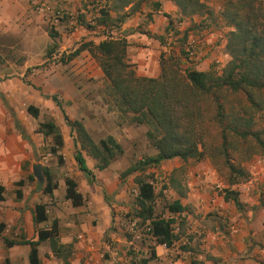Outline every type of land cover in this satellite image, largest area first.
<instances>
[{
	"label": "crops",
	"instance_id": "0c3cea01",
	"mask_svg": "<svg viewBox=\"0 0 264 264\" xmlns=\"http://www.w3.org/2000/svg\"><path fill=\"white\" fill-rule=\"evenodd\" d=\"M64 1L66 5L71 4V0ZM152 1L158 5V9L148 10L151 20L146 24L144 32L136 33L135 37L130 29L136 20L141 19L138 17L124 21L118 31L130 53L127 63L133 65L138 77L158 76L161 47L159 41L148 36H154L153 33L163 34L162 27L166 26L167 21L165 16L169 18L172 12L175 13V7L168 0ZM27 13H33L28 0H0V28L15 22L20 25L19 34L28 37L31 32H36V29H32L36 26L34 20H39L36 17L30 18ZM83 55L80 54L78 59ZM81 61L79 72L92 70L102 79L100 70L89 57H83ZM14 80L2 81L0 77V186L4 189L3 200L0 201V225H3L0 233V264H28L29 246L19 244L6 247L3 239L15 243L33 241L36 239V231L47 229L52 221L56 223L60 244L70 245L69 264H130L148 258L151 248L155 257L146 264H264V188L260 184L261 189H256V181L264 177V165L259 164L261 169L258 167V171L252 172L256 176L237 188L239 194L236 198L241 206L239 209H236L232 201L223 200L224 190H220V184L213 186L214 191L209 190L212 180L200 164L194 167L192 171L196 174L187 182H183L182 176L177 175L178 170L171 169L168 176L174 174L179 177L183 193L179 203L186 211L180 215L168 214L163 206L158 211L156 207L161 201L157 199L155 210L157 213L163 211L162 217L173 218L172 233L178 239L169 248L154 245L152 239L142 244L141 238L127 231L126 222V216L132 209V194L137 192L133 178L138 174L130 175L131 179L125 177L126 180H119L118 175L124 168L117 173H109L110 164L102 171H94V166L85 163L93 176V181L88 182L78 171L73 159L75 148L72 134L63 133L50 119L47 121H51L59 130L62 146L55 155L43 150L45 141L50 138L44 139L36 132L38 124L43 121L38 124L33 121L41 115L40 103L53 104V110L55 105L46 99L42 101L39 92L29 94L28 87L23 86L20 80L19 83ZM24 103L27 105L24 106ZM27 106L38 110L36 119L26 113ZM80 118L74 117L76 120ZM96 125L101 131L99 120ZM85 130L89 132L87 127ZM154 154L152 151L148 157ZM57 157H60L59 162ZM34 164L40 165L41 172L45 169L51 176L55 189L50 196L42 193L44 177L42 183L33 178L31 168ZM162 166L163 162L152 171ZM66 179L75 183V191L82 198L81 206L73 207L64 199ZM18 182L21 184L17 185ZM16 192L19 196H16ZM161 196L165 203L175 200L177 193L169 188L162 191ZM37 204L45 206L46 222L33 225L32 210ZM126 233L130 239H127ZM79 234L83 235V240L77 239ZM36 250L39 264H61L50 253L47 243H40ZM130 251H135V254Z\"/></svg>",
	"mask_w": 264,
	"mask_h": 264
},
{
	"label": "trees",
	"instance_id": "16d2710c",
	"mask_svg": "<svg viewBox=\"0 0 264 264\" xmlns=\"http://www.w3.org/2000/svg\"><path fill=\"white\" fill-rule=\"evenodd\" d=\"M146 0H106L108 10L100 14L97 26L107 29L108 26L118 27L133 13L138 12L141 3ZM176 9L177 22L190 20L193 16H201L207 13V9L201 0H168ZM222 10L219 13L224 25L228 28L225 33L224 52L228 55V62L220 74L208 71H196L193 69L180 70L175 62L162 53L158 56L159 73L156 78L138 77L135 75L133 65L125 60L127 43L123 38H114L105 35L102 40L94 44L87 42L75 49L68 57L71 60L82 51L95 60L104 81L103 95L109 109L115 110L121 116H127L128 122L134 125H144L150 128L146 130L145 137L149 146L155 152L151 157H145L130 164L119 175V180L134 173L133 183L137 189V195L133 198L132 209L126 216V222L135 219L139 224L145 222L150 227V233L141 237L142 244L153 240L154 245L169 248L177 235L172 233L173 218L162 217L163 211L155 210L156 193L149 184L151 176L144 174L146 169L158 168L164 161L178 159L185 163L188 160L199 161L202 152L198 150L200 145L195 120L196 103L200 98H208L215 107V120L222 127V152L226 147V138L223 132H231L233 136L245 141L252 139L264 151V142L257 131H252L253 117L247 119L226 115L219 102L221 92L242 93L244 99L254 111L262 110L263 104L258 100L264 93V0H223ZM156 11L158 5L153 3ZM128 7L127 12H122ZM110 12L116 14L111 18ZM168 19L167 16H165ZM50 40L58 35L51 30L46 32ZM157 41H162L159 36H148ZM1 63V57H0ZM51 101L59 110L65 126L73 136L75 148L73 159L77 169L88 180L93 181L90 170L85 165L83 155L95 161L94 169L104 170L110 162L122 154L119 144L110 136L94 143L82 123L70 120L62 110L60 103L54 96ZM26 113L36 119L38 110L32 106L26 107ZM231 125V126H230ZM236 125H239L236 127ZM36 132L44 139L50 138L51 146L48 152L55 155L62 146V138L58 128L51 121L39 123ZM58 162L60 157H57ZM228 170L227 183L229 186L238 183L244 178L242 169L224 161ZM44 183L42 193L51 195L55 184L45 169L42 170ZM177 175L168 176L165 184L161 186L160 193L172 188L177 193V198L166 201L163 209L168 214H178L186 211L181 206L179 199L183 197L181 184ZM30 180H33L29 176ZM18 182L17 185H20ZM64 199L73 207L82 205L81 196L76 193V185L73 181H64ZM3 187L0 186V201L3 200ZM16 196L19 193L16 192ZM224 201H232L236 209L240 208L236 194L224 190ZM45 206L37 204L32 210L33 225L46 222ZM3 225H0V233ZM127 239L130 235L126 233ZM47 243L50 253L61 261V264H69L71 254L70 245H62L59 242L56 223L52 221L47 229L36 231V239L26 242H12L3 239L6 247L25 244L29 246L27 256L28 264H39L36 247L40 243ZM154 251L151 248L148 258L136 260V264H146L154 259ZM130 263V264H134Z\"/></svg>",
	"mask_w": 264,
	"mask_h": 264
},
{
	"label": "rangeland",
	"instance_id": "374dc122",
	"mask_svg": "<svg viewBox=\"0 0 264 264\" xmlns=\"http://www.w3.org/2000/svg\"><path fill=\"white\" fill-rule=\"evenodd\" d=\"M201 2L205 5L207 13L201 16H193L190 20L177 22L178 17L175 9V13L172 14V12L167 19L166 26L162 27L163 34L153 33L152 35L161 38L162 41L158 42L161 47L160 52L165 57L170 56L180 70L211 71L218 75L229 60L228 55L224 52L225 33L228 28L219 15L224 1L201 0ZM70 3L66 5L64 0L49 1L53 11L71 13V17L66 16L55 26L50 25L46 14L27 13L30 18L36 17L39 20H34L36 26L32 29H36V32L32 33L30 31L28 37L19 34L21 28L15 22L0 28V77L2 81L15 79L14 82L18 81L19 83L20 80L23 86L29 88V94L39 92L42 101L46 99L51 103L49 97L54 96L57 98L68 119L76 120L74 117H81L77 121H80L84 128L87 127L89 131L87 133L94 143L108 136L114 140L117 139L115 141L121 147L123 155L121 154L113 159L109 167V173H117L116 171L125 169L127 164L134 163L151 154L153 150L145 137L146 130H150V128L144 125L131 124L128 122L127 116H121L115 110L107 107L103 95L105 83L104 81L100 82L103 78L100 79L92 70L87 72L78 71L79 61L86 56L97 66L95 60L86 51L80 53L85 54L80 60L78 59L80 54L71 60H67V57L82 44L87 42L96 44L106 34L114 38H122L118 33L122 23L118 27L111 25L107 29H103V27L97 26L98 19L101 18L99 15L94 20L93 25H88L78 16V3L75 0H71ZM152 4V0H146L140 4L138 12L133 13L124 20L141 18L136 20L130 27L134 36L136 33L144 32L146 24L151 20V13L148 10L156 11ZM107 10L108 4L106 2ZM127 10L128 7L124 8L122 12H127ZM110 16L114 19L116 14L110 12ZM49 30L56 33L57 30H60V33H57L58 36L54 40H50L46 34ZM188 42L195 44L193 49L196 56L193 60H188L185 55L184 48ZM128 56H130V53L126 50V61ZM81 62L83 63V61ZM22 67H25V69H21ZM42 91H44L43 95ZM258 100H261L263 108L254 111L246 102L242 93L224 91L220 93L219 98L223 113L226 115L245 119L250 116L253 117L252 131H257L260 139L264 142V93L259 96ZM85 102L88 104L85 105ZM26 105L24 103V106ZM52 106L53 104L50 106L48 103L43 105L40 103L41 115L33 122L38 124L39 121L44 122L50 119L61 128L63 133L68 134L69 129L63 123L61 114L55 106L53 110ZM34 107L37 106L34 104ZM196 108L194 123L197 132L194 133L200 139L198 150L202 152V159L199 161L188 160L185 163L178 159H172L163 162V168L161 169L152 171V168H149L144 172L146 176H151L150 179L156 186V199L161 201L156 207L158 211L161 210L164 204L160 189L165 184L168 172L171 169L178 170L177 175H181L183 182H187L196 174L192 171L194 167L200 164L204 167L206 175L212 180L210 191H214L213 186L220 184L221 187L223 186L222 188L219 186L220 190H227L237 196L239 194L236 191L237 188L256 176H253L252 172L258 171L259 164L264 165V151L259 145L252 139L241 141L233 136L231 132H223L226 138V147L224 148V155H221L222 127L226 123L223 122L222 125L217 123L215 120V107L210 99L200 98L196 103ZM97 120L101 124V131L100 127L96 125ZM238 126L236 125V127ZM50 146L51 141L47 139L43 150H48ZM83 158L88 166H94L95 161L90 157L83 155ZM226 159L229 164L242 169L245 173L244 178L231 186L227 183L228 170L224 163ZM259 168L261 169V167ZM93 170L97 171L96 169ZM154 174L157 176L156 180H153ZM126 178L131 179V176ZM263 178L256 181L258 191L261 189L260 184L264 188ZM231 187L233 189H230ZM250 243L253 242L250 241ZM130 253L135 254V251H130Z\"/></svg>",
	"mask_w": 264,
	"mask_h": 264
},
{
	"label": "built area",
	"instance_id": "2783aa9c",
	"mask_svg": "<svg viewBox=\"0 0 264 264\" xmlns=\"http://www.w3.org/2000/svg\"><path fill=\"white\" fill-rule=\"evenodd\" d=\"M50 0H28L30 9L37 14H46L48 16V22L50 25L55 26L59 24L66 16L71 17V13L62 12V11H53L49 4ZM79 6L78 16L83 19V21L88 25H93L94 20L106 10V0H75ZM193 42H188L186 44L184 51L188 60H193L196 56L194 51ZM157 176L154 175L153 180H156ZM248 183V182H247ZM153 191H156V186L153 181H150ZM134 197L137 195V192H133ZM46 213V210H44ZM127 231L135 235L136 238H141L145 234L150 233V227L147 222L139 224L137 220L131 219L127 222ZM78 240H83V235H77ZM136 264V263H134ZM166 264H172L168 262Z\"/></svg>",
	"mask_w": 264,
	"mask_h": 264
},
{
	"label": "water",
	"instance_id": "95a60500",
	"mask_svg": "<svg viewBox=\"0 0 264 264\" xmlns=\"http://www.w3.org/2000/svg\"><path fill=\"white\" fill-rule=\"evenodd\" d=\"M31 174L33 176V178L38 182V183H42L43 178L41 175V167L38 164H34L31 168Z\"/></svg>",
	"mask_w": 264,
	"mask_h": 264
}]
</instances>
